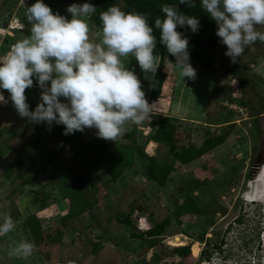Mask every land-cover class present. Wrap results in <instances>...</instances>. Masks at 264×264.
Here are the masks:
<instances>
[{
  "label": "rangeland",
  "instance_id": "1",
  "mask_svg": "<svg viewBox=\"0 0 264 264\" xmlns=\"http://www.w3.org/2000/svg\"><path fill=\"white\" fill-rule=\"evenodd\" d=\"M93 1L43 0L54 13L68 19H71L66 11L68 6L85 2L93 5ZM34 3L35 0H0V59L13 44L30 35L31 25L25 13ZM119 8L122 10V6ZM87 23L90 40L100 42L102 29L90 17ZM257 30L264 31V28L258 26ZM216 31L211 30L215 36ZM217 39L216 65L209 74L216 77V86L210 97L207 120L205 124L179 123L178 141L182 148L191 144L201 146L208 135H214L224 136V144L189 165L175 163L170 181L162 187L147 175L150 163L143 152L146 150L160 163L174 161L166 147L157 143L146 146L145 142L151 141L156 130V126L152 127L151 115L140 124L139 137L135 136L138 146L144 150L136 155L134 167L126 169L116 184H110L100 169L103 183L95 196L97 205L66 222L62 218L69 213L70 200L53 188L58 178L52 175L53 167L48 166L28 185H22L25 177L19 168H12L16 150L27 139L31 140L32 149L31 156L23 160V167L30 164L36 170L44 159L34 143V124L26 129L27 118L18 116L9 93L3 90L7 103L0 104V153L5 156V164L0 168V216L10 215L15 227L0 236V264H226L224 255L233 260L228 264L264 263V42L254 43L233 63L224 54L226 46ZM154 54L158 65L156 48ZM123 64L134 70L148 101L152 80L145 79L135 58L125 57ZM40 92L34 79L33 86L25 90L30 110L40 102ZM256 113L262 115L254 117ZM134 126L128 124L126 128ZM56 127L53 123L48 130ZM96 131L93 128L76 132L79 140L75 149L83 155L94 156L97 144L124 142L122 136L126 131L116 141L98 138ZM60 144L53 139L46 155ZM34 155L36 158L32 161ZM59 163L67 185H71L79 172L74 153L64 151ZM9 167L12 171L8 177ZM44 192L50 195L46 207L41 206ZM86 194L94 201L90 191ZM190 199L200 214L179 213ZM254 199L256 202H248ZM127 216L131 223L122 222ZM30 217L39 218L45 232L44 239L38 243L24 225ZM141 218L150 228L170 219L153 245L147 237L134 236L145 232L139 229ZM57 232H62V236L54 242ZM177 235L182 236L186 245L174 246L173 238ZM25 240L33 243L32 254L27 259L9 257V249ZM195 243L200 247L197 256L193 252ZM184 248L189 249V254L180 255Z\"/></svg>",
  "mask_w": 264,
  "mask_h": 264
},
{
  "label": "clouds",
  "instance_id": "2",
  "mask_svg": "<svg viewBox=\"0 0 264 264\" xmlns=\"http://www.w3.org/2000/svg\"><path fill=\"white\" fill-rule=\"evenodd\" d=\"M199 3L217 25L215 34L233 63L254 43L264 42V31L257 30L258 26L264 28V0ZM178 4L196 7L195 0H178ZM66 11L71 19L54 13L43 0L27 7L30 35L13 44L0 59V104L7 103L3 94L7 90L18 116L31 124L62 125L65 136L94 128L98 138L116 141L127 130L126 125H140L150 118L155 104L145 99L140 79L134 70L125 68L123 58H135L145 79L153 81L158 69L154 54L157 37L144 14L111 6L99 13L102 39L97 43L90 40L87 23L97 8L88 2L73 3ZM160 11L162 18L154 21L160 44L175 58L179 77L195 80L189 41L176 29L187 26L197 33L199 19L182 13L176 4H161ZM34 79L41 89L40 102L30 110L25 90L33 86ZM14 227L10 215L0 216V236ZM33 248V243L20 241L8 255L27 259ZM223 258L226 264L233 261Z\"/></svg>",
  "mask_w": 264,
  "mask_h": 264
},
{
  "label": "trees",
  "instance_id": "3",
  "mask_svg": "<svg viewBox=\"0 0 264 264\" xmlns=\"http://www.w3.org/2000/svg\"><path fill=\"white\" fill-rule=\"evenodd\" d=\"M93 5L97 8V12L90 17V20L97 27H100L99 13L106 11L111 6H122V11L138 12L144 14L148 18L150 26L153 27L154 35L157 37L156 49L160 56L158 69L153 78L149 100L150 102L157 101L161 98L165 81L168 77L166 68L168 64H174L175 58L167 53L166 48L159 42V30L155 29L154 21L157 17L163 16L160 11V5L176 4L179 11L189 16H196L199 19L200 27L197 33H193L187 26L181 28L177 26V31L183 33L189 41V55L190 62L193 68L196 69L200 75L210 74L214 71L216 65V58L219 48V42L217 37L211 32L212 29H217V25L209 15L200 7L199 0H195L196 7L192 8L188 5L178 4V0H94ZM262 113H256L254 117L261 116ZM178 120L171 116H164L154 134L151 137V141L157 143L159 146L166 147L174 162L163 160L161 163L158 158L149 156L146 152H143L148 159L150 165L147 167V175L151 180L156 182L162 187L167 186L170 181L171 174L175 170V163L181 165H189L196 160L202 158L204 155L215 150L225 142L224 136L208 135L205 138L204 143L201 146L195 144L188 145L186 147H180L178 141ZM33 126L28 120L26 129ZM33 135L36 136L35 145L40 148L41 155L43 156V162L40 166L33 170L32 166L26 165L23 167V160L31 156V140L27 139L18 149L17 157L14 160L16 168H19L21 175L25 177L22 185H28L37 180L40 173L45 171L48 166H52L54 171L53 176H57V181L52 184L53 188L58 190L64 199L70 200L69 213L62 218V222L69 221L77 218L97 205L96 194L99 192L100 185L103 183V176L100 174V169L105 172L107 181L110 184H116L120 178L124 175V172L128 168L134 167L136 155L140 150H144L138 146V140L135 137L138 133L137 125L132 129H127L122 136L121 143L112 144V142L101 143L95 145V153L92 155H83L76 150L78 136L77 134L63 135V126H57L53 130H48V126L41 123L35 124ZM53 139L61 143L60 147L46 155V148L53 144ZM147 145V142H145ZM93 147V148H94ZM31 148V149H30ZM72 151L74 153L75 162L79 166V172L76 179L71 185H67L65 174L62 171L59 163V158L64 151ZM145 151V150H144ZM5 153V152H4ZM3 153H0V168L5 164ZM36 155L31 159L34 161ZM6 171V176L11 175V168ZM44 191V188L42 192ZM87 191H90L94 197V201H91ZM44 197L41 202L42 207H46V200L50 198V195L43 193ZM180 214H200L201 211L194 206L192 200H188L183 209L179 210ZM123 219L124 223H131L130 217ZM170 219L167 218L164 221L154 225L150 230L143 232L140 235H134L135 237L151 239L150 244L155 243V238L162 235L165 228L169 225ZM25 227L30 236L36 241L40 242L44 239V230L41 220L37 217H30L25 221ZM62 232H57V236L54 237V242L60 241ZM179 254H189V249L184 248L180 250Z\"/></svg>",
  "mask_w": 264,
  "mask_h": 264
},
{
  "label": "crops",
  "instance_id": "4",
  "mask_svg": "<svg viewBox=\"0 0 264 264\" xmlns=\"http://www.w3.org/2000/svg\"><path fill=\"white\" fill-rule=\"evenodd\" d=\"M159 59L160 56L158 57V61ZM125 68L128 67L125 65ZM166 72L168 77L165 81L161 98L154 102H150L148 98L149 104L155 103L151 114L152 127L156 126L155 129H157L164 116H171L178 120L181 119L182 122L190 124H205L210 97L215 91L216 77L209 74L202 76L197 72L195 80L186 78L184 81L179 77L178 70L175 69L173 64L167 65ZM190 108L191 111L193 108L198 109L190 112ZM137 128L138 133L136 136L139 137L140 133H142L140 125H137ZM150 144L155 145L156 143L149 141L148 147Z\"/></svg>",
  "mask_w": 264,
  "mask_h": 264
},
{
  "label": "bare ground",
  "instance_id": "5",
  "mask_svg": "<svg viewBox=\"0 0 264 264\" xmlns=\"http://www.w3.org/2000/svg\"><path fill=\"white\" fill-rule=\"evenodd\" d=\"M257 195V194H256ZM258 196V195H257ZM256 196V197H257ZM251 198H252V196H251ZM260 198V197H259ZM255 199H257V198H255ZM251 200V201H248V202H255L256 200ZM173 244H174V246H184V245H186L185 243H184V241L182 240V236H180V235H177V236H175L174 238H173ZM193 252L195 253V254H198L199 252H200V247H199V244L198 243H195L194 245H193Z\"/></svg>",
  "mask_w": 264,
  "mask_h": 264
},
{
  "label": "built area",
  "instance_id": "6",
  "mask_svg": "<svg viewBox=\"0 0 264 264\" xmlns=\"http://www.w3.org/2000/svg\"><path fill=\"white\" fill-rule=\"evenodd\" d=\"M140 224H139V229H141V230H149L150 229V227L149 226H147V223H146V220L145 219H143V218H141V220H140V222H139ZM145 225H146V227H145ZM145 227V228H144ZM264 264V263H263Z\"/></svg>",
  "mask_w": 264,
  "mask_h": 264
},
{
  "label": "flooded vegetation",
  "instance_id": "7",
  "mask_svg": "<svg viewBox=\"0 0 264 264\" xmlns=\"http://www.w3.org/2000/svg\"><path fill=\"white\" fill-rule=\"evenodd\" d=\"M212 247H214V245H213ZM217 249H220V248H219V247H217ZM209 251H210V250H209ZM208 253H210V254H211V251H210V252H208ZM217 253H218V252H217ZM210 254H209V255H210ZM218 254H219V253H218ZM197 255H199V253H198V254H196V256H197ZM210 256H211V255H210ZM210 256H208V259H210ZM208 262H209V261H208Z\"/></svg>",
  "mask_w": 264,
  "mask_h": 264
}]
</instances>
